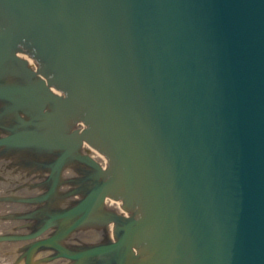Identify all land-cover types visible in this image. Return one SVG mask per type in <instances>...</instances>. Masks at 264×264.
Here are the masks:
<instances>
[{"label": "water", "instance_id": "obj_1", "mask_svg": "<svg viewBox=\"0 0 264 264\" xmlns=\"http://www.w3.org/2000/svg\"><path fill=\"white\" fill-rule=\"evenodd\" d=\"M15 154L43 192L1 224L0 264H264V178L216 0H0Z\"/></svg>", "mask_w": 264, "mask_h": 264}, {"label": "flooded vegetation", "instance_id": "obj_2", "mask_svg": "<svg viewBox=\"0 0 264 264\" xmlns=\"http://www.w3.org/2000/svg\"><path fill=\"white\" fill-rule=\"evenodd\" d=\"M22 164L21 155L15 154L7 159L0 157V229L2 223H7V226L1 229L3 231H9L11 227L16 228L19 222L22 223L21 218L32 210L26 199H33L43 192L41 185L44 177L37 175L42 172L37 171L36 167H22ZM30 192L35 195L32 196ZM36 206L37 204L34 208ZM26 220L30 223L29 219ZM36 227L37 222H32L29 229L34 231Z\"/></svg>", "mask_w": 264, "mask_h": 264}]
</instances>
